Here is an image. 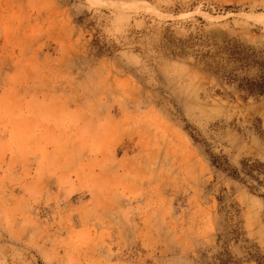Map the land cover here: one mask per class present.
Instances as JSON below:
<instances>
[{"label": "rangeland", "instance_id": "1", "mask_svg": "<svg viewBox=\"0 0 264 264\" xmlns=\"http://www.w3.org/2000/svg\"><path fill=\"white\" fill-rule=\"evenodd\" d=\"M263 72L264 0H0V264H256Z\"/></svg>", "mask_w": 264, "mask_h": 264}, {"label": "trees", "instance_id": "2", "mask_svg": "<svg viewBox=\"0 0 264 264\" xmlns=\"http://www.w3.org/2000/svg\"><path fill=\"white\" fill-rule=\"evenodd\" d=\"M209 70H212V69H209ZM240 87L243 88V90H245V92L248 95H254V96L263 95L264 94V72L257 79H254V80L247 79L246 82ZM212 164L217 169L227 173V175H230L235 179H241L240 174L243 173L246 177H250V179L255 180L259 185L260 184L263 185V182H264V164L263 163L246 161L242 163L241 170L231 169L229 167H226L224 162H220L218 160H214ZM258 175L263 178V181L258 179L259 178L257 177ZM235 234L236 236H238L237 231H235ZM219 256L221 258L218 257V261H219L218 264H242L240 260L235 259L233 256H231V254H229L226 251L220 253ZM250 259L254 261L256 264H264V256L251 253Z\"/></svg>", "mask_w": 264, "mask_h": 264}]
</instances>
